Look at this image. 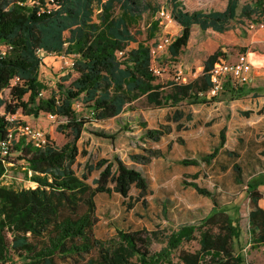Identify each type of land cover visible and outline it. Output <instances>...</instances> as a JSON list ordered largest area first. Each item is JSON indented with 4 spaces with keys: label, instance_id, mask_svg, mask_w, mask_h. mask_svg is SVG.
Listing matches in <instances>:
<instances>
[{
    "label": "trees",
    "instance_id": "16d2710c",
    "mask_svg": "<svg viewBox=\"0 0 264 264\" xmlns=\"http://www.w3.org/2000/svg\"><path fill=\"white\" fill-rule=\"evenodd\" d=\"M169 1L171 22L179 28V34L167 52L176 59L187 46L193 25L220 34L228 31L241 0H227L223 11L208 12H188L179 0ZM253 5L243 7L242 13L250 16L263 11L262 0H254ZM147 7L145 0H0V140L10 126L7 117L19 113L33 117L44 113L64 119L57 130L66 139L57 147L46 135V144L36 147L21 137L10 147L24 161L35 186L14 190L0 185V264H14L15 260L19 264H173L170 256L176 251L179 264H244L234 249L240 236L236 219L220 208L213 193L195 183L184 185L209 198L212 210L197 224L166 230L165 245L159 251L150 249L158 237L156 231L116 230L108 239L95 236L96 195L116 193L131 210L138 202L145 206L148 186L138 170L118 157L86 165L85 172L78 176L73 166L85 127L116 118L142 96L143 107L174 106L185 100L190 104L215 101L200 94L210 89L207 72L223 56L218 50L205 59L202 73L195 79L157 82L151 69V48L138 41L141 30L137 22ZM133 43L138 46L130 49ZM40 52L73 58L63 78L67 81L73 76L72 80L67 86L59 85L58 96L52 93L39 98L47 89L39 78L43 64ZM225 91L235 98L242 96L243 88L226 83L222 93ZM75 102L87 115L74 108ZM243 114L248 116L250 112ZM180 127L177 125V129ZM90 132L115 139V133ZM169 132V126H162L144 130L142 137L158 141ZM224 144L223 129L219 146L211 153L180 163L209 165ZM10 149L0 156V178L9 163ZM142 150L146 156L131 155L130 159L143 165L161 156L159 150ZM228 154L234 156L233 152ZM94 170L98 175L89 185L87 176ZM233 171L239 175L237 165H233ZM131 187L138 191L134 198L129 196ZM247 194L249 243L252 247L264 245V208L258 205L263 194L250 183ZM192 241L198 242V250L180 248Z\"/></svg>",
    "mask_w": 264,
    "mask_h": 264
},
{
    "label": "rangeland",
    "instance_id": "374dc122",
    "mask_svg": "<svg viewBox=\"0 0 264 264\" xmlns=\"http://www.w3.org/2000/svg\"><path fill=\"white\" fill-rule=\"evenodd\" d=\"M145 1L148 5L147 10L142 13L141 18L137 22V28L141 30L138 41L149 46L151 49H154L163 37H169L172 41L179 34V29L172 22H168L165 18L160 17L161 11L165 14L169 13V0ZM179 1L188 12L223 11L227 5V0ZM253 3L254 0L239 1L236 10V18L230 23V29L225 33H216L210 29L204 31L196 27L193 31L194 33L191 36L190 42L183 48L177 59L170 58L167 49L156 53L152 64L154 68L160 72L156 75L157 82L165 84L167 81L171 80L177 82L191 80L195 72L198 74L202 73L201 71L203 70L205 59L217 50L223 55L219 57L220 59L231 62L235 61L238 54L247 53L250 54L249 61L252 65V72L250 81L241 86V88H243V93H241L242 96L232 98L225 91L219 94L214 102L241 100L243 107L244 105L246 107L252 105L253 99L264 98V0H262L263 11H261V13L257 11L250 16L242 13L243 7L249 6L250 8H253ZM97 17L98 12L94 15L95 19H97ZM261 25H263V27ZM137 46L138 43H133L129 48L133 49ZM40 56L42 57L43 64L39 70V78L46 85L47 89L41 92L39 98H48L52 93H55L58 96L59 85L67 86L72 80L73 76L67 81H64L63 78L66 77L67 73L70 71L73 58L66 55L50 56L46 55L44 52H40ZM256 58H260L262 63H257ZM244 100H246V102ZM250 100L251 102H249ZM142 105L143 100H139L133 103L131 107L132 109H135L140 108ZM131 107H128L125 112L129 113ZM74 108L79 113L87 115V111L83 110V107L79 102H75ZM241 111H249L252 113V110ZM257 115H261L262 122H264L263 109L257 110L256 116L253 115L252 117L244 114L238 115V117L244 118L243 121L245 124L242 127L233 130L229 135V146L232 149L231 151L239 157L238 159L235 157L234 160L237 161L236 165L240 169H243L245 176H249V173L255 174V177H252V179H250L251 182L248 183L260 187L264 194V130L259 131V133H255V130H253L254 125L258 124ZM16 117L24 125L48 135L49 139L55 146L59 147L65 143L66 139L64 135L57 130V127L63 123L64 119L57 118L52 120L44 113H41L38 117L26 116L19 113ZM158 118L159 114H153L152 124L155 125ZM166 119H168V117H166ZM231 119L236 121L237 117L235 116ZM134 121H139L138 123L143 124V128H146V122L142 119L137 118V120H135L131 114H125L120 118V121H117L116 125L120 127L119 129L114 125H112L114 127L107 126L105 129L108 132L115 133V136L118 138L119 147L123 153L129 151L131 148H139L141 150L140 154L134 153L131 155L146 156V153L142 149L159 150L150 148L145 141H142L143 137H141L140 133L135 135L130 134L135 133L136 131L134 127L131 128L132 126L137 125ZM165 121L167 122V120H164L162 123H157L155 125L156 129H159L162 126H169ZM169 131H171L170 126ZM85 141L81 144L82 148L79 151V157L74 164V170L78 176H81L85 172L86 165H91L89 164L90 161L91 163H94L96 158H98V149L101 152H105L109 146L108 143L99 140L97 142L99 145L96 146L97 149L95 148L94 154H92V156L90 155L87 159V151L83 148L84 143H86ZM158 141L153 142L157 143ZM177 142L182 143L183 140L178 138ZM140 144H145L146 146L142 147ZM170 146L171 144L169 143L166 148L170 150ZM213 149L210 150V153ZM159 151L161 153V156L159 157H162L163 154L161 150ZM18 155L19 154L15 152L13 148L10 149V152L7 155L9 163L6 164V171L0 178V185L14 190L34 187L35 184L29 180L30 172H27L24 161L19 160ZM159 157L151 158V160ZM220 161L221 162L216 164L217 166L215 169L212 168L208 170V179H206V173H204L201 180L197 182L194 181L196 179L194 177H197L196 174L186 175L184 177L188 178L189 181L184 179L182 185L185 191L186 188L191 186L184 185V182L195 183L199 187L208 189L209 191V189L216 188L218 180L223 181L225 185L230 188L228 191H231V193H228L227 195L231 202L229 204H220V208L226 211L230 217L236 219L240 228V236L238 240L234 242L235 253L242 256L244 264H264V245L252 247L249 243L247 220L249 203L247 201V194H244L240 187H234V185H238L234 180L235 174L226 171L228 163L225 159H221ZM220 166L222 167L218 168ZM256 172L258 173L256 174ZM89 177L90 181L92 176ZM191 188L194 189L193 187ZM182 199L185 200V203H197L195 198L188 194L183 195ZM127 202L128 200L125 201V203ZM95 203L98 223L94 228V232L97 238L108 239L114 237L116 230L124 232L142 229L156 231L158 237L155 238V241L150 246V249L153 252L159 251L164 247L165 243L163 236L165 235L166 230L176 228V225L171 226L172 224L168 221V218H173L177 224H197L201 217L204 216L203 208L190 212L191 215H175V217L172 215L174 212H161L158 215L154 212L148 213L146 207L141 204L135 205L131 210H128L119 195L107 196L106 194H99L95 198ZM208 203V205L211 206V202ZM261 204H264V200L261 201ZM151 209L152 208L149 206V210ZM206 212L209 214L210 210ZM180 248L193 252L198 250L199 244L197 241H192L184 243ZM177 254L178 252L176 251L170 256L173 264H179ZM14 264H19V262L15 260Z\"/></svg>",
    "mask_w": 264,
    "mask_h": 264
},
{
    "label": "crops",
    "instance_id": "0c3cea01",
    "mask_svg": "<svg viewBox=\"0 0 264 264\" xmlns=\"http://www.w3.org/2000/svg\"><path fill=\"white\" fill-rule=\"evenodd\" d=\"M196 27L198 26L197 25L192 26L190 39ZM190 39L188 43L190 42ZM249 57L250 54H248V59ZM256 62L262 63L260 58H256ZM199 75L200 74L195 72L191 80L195 79ZM189 81H183L178 83H186ZM139 100H144V97L143 96L140 97L139 99L132 102V104ZM244 101L246 102V100ZM241 102H242L241 100L226 101V102L216 101L205 105V104H190L187 103L185 100L178 104H175L174 106H165V107L141 106L140 108H135V109H132L131 107L129 113L125 112L126 111L125 110L116 118L101 123H92L87 125L85 127V130L82 132L79 141L77 142V147L78 150L80 151L82 148L81 147L82 142L86 140L85 141L86 143H84L83 148L84 150L87 151V159H88L90 155L92 156V154H94L95 148L97 149L96 146L99 145V143L97 142L101 140L103 142L108 143L109 146L105 152H101L98 149V158H96L94 163L100 159L111 160L113 157H118L124 164L128 166H132L136 170H138L146 178L147 181L148 193L144 197L145 199L144 207H146L148 213L154 212L158 215L161 212H165V213L174 212V214L172 215L173 217H175V215H179V216L185 214L191 215L190 212L199 210V208H203L202 210L204 212V216L201 217L202 219L208 215L206 211L208 210L211 211L213 207L212 202L209 198L199 195L191 187L186 188L185 191L182 183L184 179L187 181H189V179L185 178L184 176L196 174L197 177L194 181L197 182L201 180L204 173H206L207 175L206 179H208V170L212 168L215 169L217 166L216 164L221 162L220 161L221 159H225L226 162L228 163V167L226 168V171L228 172L230 171L235 174L234 180L235 183L237 182L238 185H234V187L235 186L240 187L244 194H247V189L249 184L248 182H251L250 179H252V177H255V174H251V173H249V176L246 177L243 169L240 168H239V175L233 171V165L237 164V161L234 160V158L236 157V159H238L239 157H237V155L233 151H231L232 149L229 146V135L233 132V130L238 129L239 127H242L245 124L243 121L244 118L238 117V115H242L244 113L241 110H252V113L250 112L249 114L250 117H252L253 115L256 116L257 110H261V109L264 110V98L253 99L252 105L246 107L245 105L243 107ZM249 102H251V100ZM125 114H131L135 120H137L138 118L146 122V128L145 127L143 128V124L138 123L139 121L138 122L134 121V123L137 125L131 127V128L134 127L136 131L135 133H130V134L135 135L140 133L141 137L143 131L146 130L147 128L156 129L155 125L157 123L159 124L164 122V120H167V122L165 121V123H167L171 127V131L170 133L164 135L157 143L142 138L143 139L142 141H145V143L148 144L150 148L161 150L163 154L162 157L155 158L147 164H143V165L138 164L136 162H133L130 159V156L131 154L134 153L140 154L141 150L139 148H131L129 151H125L123 153L119 147L118 138L116 136L115 139L111 141L109 139H103L97 137L90 132L95 130L98 131L103 130L106 133H114V132L106 131L105 128L107 126L110 127L114 125L117 126V128L119 129L120 127L116 125L117 121H120V118H122V116H124ZM153 114H159V118L155 122V125L152 124ZM235 116L237 117L236 121L231 119L234 118ZM257 116H258L257 119L258 124L254 125L253 127L255 133H259V131L264 130V122H262V116L261 115H257ZM166 117H168V119H166ZM175 117L178 118L176 121L174 120ZM177 125L181 126L180 129H177ZM224 128H225V137H226L225 144L223 145L222 148L219 149L217 156L209 165H204L200 163L197 166H191V165L184 166L180 163V161L184 159L199 160L200 158L210 153L211 149L218 147L220 143V132ZM178 138H181L183 142L178 143L177 142ZM169 143L171 144L170 150L166 148V146H168ZM140 145L142 147L146 146L145 144H140ZM229 152H233L234 156L228 154ZM94 163H91V161L89 162V164H94ZM221 167L222 166L218 168ZM257 173L258 172H256V174ZM97 175H98L97 171L95 170L92 171L87 176L86 182L89 185H91L92 180L95 179ZM89 176H92L90 181H89L90 178ZM229 189L230 188L226 186L223 181L218 180L216 188L209 189V191L213 193L214 197L216 198L220 206V204H229L231 202L228 199L229 196L227 195L228 193H231V191L230 192L228 191ZM257 189L263 194V191L260 189V187H257ZM137 194L138 191L134 187H131L129 191V196L134 198L137 196ZM185 194L194 197L197 203L196 204L185 203V200L182 199L183 195ZM112 195H118V194L111 193L110 195L107 196H112ZM262 200H264V194H263V199H261L258 202V205L261 208H264V204H261ZM247 201H248V194H247ZM208 202H211V206L208 205L209 204ZM139 204L140 203L138 202L135 205H139ZM149 206L152 208L151 210H149ZM96 214H97V210H96ZM168 221L171 222L172 224L171 226L176 225V227L185 224V223L177 224L175 223L176 221H174L173 218H168Z\"/></svg>",
    "mask_w": 264,
    "mask_h": 264
},
{
    "label": "built area",
    "instance_id": "2783aa9c",
    "mask_svg": "<svg viewBox=\"0 0 264 264\" xmlns=\"http://www.w3.org/2000/svg\"><path fill=\"white\" fill-rule=\"evenodd\" d=\"M160 17L171 22L169 13L165 14L161 11ZM261 26L263 27V25ZM170 43L171 39L169 37H163L156 48L150 50L151 63L153 62L155 54L167 49ZM0 54L2 53L0 52ZM151 69L154 75L160 73L154 68L153 64H151ZM251 72L252 65L248 59L247 53L238 54L233 62L218 59V61L215 62L207 72L211 83L210 89L205 94L200 95L207 98H216L222 93L226 83H229L235 89L240 88L250 81ZM47 115L52 120L57 119L55 115ZM7 120L10 123V126L6 136L0 140V156H5L8 153V150L17 138L25 137L36 147L46 144V135L41 131L34 130L29 126L24 125L16 116H9L7 117Z\"/></svg>",
    "mask_w": 264,
    "mask_h": 264
}]
</instances>
